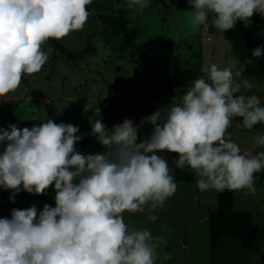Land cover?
I'll return each mask as SVG.
<instances>
[{
    "label": "clouds",
    "instance_id": "obj_1",
    "mask_svg": "<svg viewBox=\"0 0 264 264\" xmlns=\"http://www.w3.org/2000/svg\"><path fill=\"white\" fill-rule=\"evenodd\" d=\"M129 9L143 10L149 0H126ZM92 0H0V101L16 92L25 76L41 72L57 41L83 30ZM194 9L193 29L211 26L232 30L237 21L264 17V0H189ZM264 48L252 56L259 58ZM207 79L199 76L183 91L181 103L167 115L153 113L147 122L150 136L138 143L139 127L130 119L108 129L101 119L91 122V132L105 149L85 155L76 149L83 139L78 126L51 119L31 128L9 125L0 129V188L43 195L54 185L55 207L38 211L13 208L10 218H0V264H157L163 237L147 229L129 228L124 213L153 211L173 197L178 185L167 160L157 153L178 154L177 169L189 168L201 191L233 190L255 193V173L264 171V151L241 154L227 130L233 120L251 131L264 125V107L255 94L253 80L240 71L210 63ZM239 78V80H237ZM240 93L239 95H237ZM255 143L264 148V135ZM165 261L171 260L165 254Z\"/></svg>",
    "mask_w": 264,
    "mask_h": 264
},
{
    "label": "rangeland",
    "instance_id": "obj_2",
    "mask_svg": "<svg viewBox=\"0 0 264 264\" xmlns=\"http://www.w3.org/2000/svg\"><path fill=\"white\" fill-rule=\"evenodd\" d=\"M88 9L126 21L135 43L149 42L153 50H141L132 56V49L125 44L122 34L106 26L97 18H89L83 30L72 32L59 42L72 53L68 57L49 43L45 51L53 49L40 73L22 79L20 88L10 93L6 102L0 101V129L9 125L31 128L47 119L55 123L78 126L83 139L77 151L88 145L95 153L105 149L89 133L91 122L101 119L108 129L132 120L139 127L138 143L150 136L153 127L147 118L157 111L161 117L168 108L181 103V95L199 76L207 79L206 69L216 63L221 69L228 67L233 73L240 71L243 78L253 80L254 88L246 93L255 94L264 107V60L247 56V32L254 21H237L232 30L216 31L211 26L193 29L190 23L194 9L189 0H149V7L141 13L129 9L126 0H92ZM259 24L264 26V17ZM239 80V78H237ZM238 93L237 95H239ZM241 118L233 120L227 130L241 154L264 151L255 143L257 135H264V125L249 131L239 127ZM4 146H0V153ZM163 156L175 172L178 154L167 151ZM184 170L192 172L189 168ZM193 173V172H192ZM195 175V174H194ZM257 177L255 193L234 191V207L252 215V246L244 249L240 239L219 240L214 260L211 261L209 226L207 218L218 207L214 189L201 192L196 187L195 176L191 182L176 181L178 188L162 208L153 211L155 222L148 218V211L133 215L124 213L129 228H147L154 237H163L158 247L157 264H263L260 254L264 251V171ZM11 191L0 188V218H10L13 208L27 209L35 205L42 211L45 204L55 207L54 185L43 195L21 191L15 203ZM172 259L165 261L164 255Z\"/></svg>",
    "mask_w": 264,
    "mask_h": 264
},
{
    "label": "trees",
    "instance_id": "obj_3",
    "mask_svg": "<svg viewBox=\"0 0 264 264\" xmlns=\"http://www.w3.org/2000/svg\"><path fill=\"white\" fill-rule=\"evenodd\" d=\"M89 10V9H88ZM89 18H97L102 24L113 27L114 31L122 34V38L132 49V56L138 51L149 50L153 48L149 42L135 43L132 40V33L135 30H129L126 27V21L119 22L118 19L112 16L93 13L91 10ZM261 15L256 13L254 21L250 24L247 32V56L249 59H263L252 56V51L257 47L264 48V26L259 24ZM52 48H57L62 54L68 57H75L79 54L72 53L65 45L55 39L48 41ZM174 177L177 181L191 182L195 175L192 172L184 169H175ZM218 197V207L215 211L209 213L207 222L209 226V245L211 253V261L214 260L215 251L218 242L222 238L240 239L244 249H249L252 246L253 220L252 215L248 211H238L234 207V191L233 190H215ZM262 263L264 264V251L260 254Z\"/></svg>",
    "mask_w": 264,
    "mask_h": 264
},
{
    "label": "water",
    "instance_id": "obj_4",
    "mask_svg": "<svg viewBox=\"0 0 264 264\" xmlns=\"http://www.w3.org/2000/svg\"><path fill=\"white\" fill-rule=\"evenodd\" d=\"M83 149L88 152L89 154H94V152L90 149V147L88 145H84Z\"/></svg>",
    "mask_w": 264,
    "mask_h": 264
}]
</instances>
